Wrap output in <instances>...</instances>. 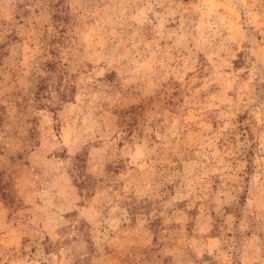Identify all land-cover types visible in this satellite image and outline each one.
Listing matches in <instances>:
<instances>
[{"label":"rangeland","instance_id":"rangeland-1","mask_svg":"<svg viewBox=\"0 0 264 264\" xmlns=\"http://www.w3.org/2000/svg\"><path fill=\"white\" fill-rule=\"evenodd\" d=\"M0 264H264V0H0Z\"/></svg>","mask_w":264,"mask_h":264}]
</instances>
